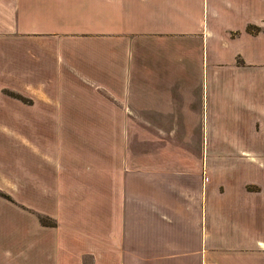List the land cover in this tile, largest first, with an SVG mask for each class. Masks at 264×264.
<instances>
[{
    "label": "crops",
    "instance_id": "crops-1",
    "mask_svg": "<svg viewBox=\"0 0 264 264\" xmlns=\"http://www.w3.org/2000/svg\"><path fill=\"white\" fill-rule=\"evenodd\" d=\"M261 153L264 0H0V264H264Z\"/></svg>",
    "mask_w": 264,
    "mask_h": 264
},
{
    "label": "rangeland",
    "instance_id": "rangeland-1",
    "mask_svg": "<svg viewBox=\"0 0 264 264\" xmlns=\"http://www.w3.org/2000/svg\"><path fill=\"white\" fill-rule=\"evenodd\" d=\"M250 33H254V31L252 32L251 30H250ZM261 154H264V153H261ZM246 157H249V156H246ZM6 196L7 195H4V197L6 198ZM6 199H8V198H6ZM16 214H14L13 216L12 215H6V220H4V224L6 225V226H13V220H15L16 219V217H17V215L15 216ZM9 216V217H8ZM43 221V222H45L46 224H48V225H52L53 223H52V221H49V220H47L46 218H43L42 216L41 217H39V221ZM27 224V223H26ZM13 228V227H12ZM12 228H10V229H6V231H2V233H0V239H1V241L2 240H5V245L7 246V244H9L11 241H13V229ZM17 234V236H18V238H20V232H17L16 233ZM12 254H14L13 253V250H12ZM27 258L28 257H26V259H23L22 258V261L23 260H25L24 261V263H21V264H27L28 263V261H27ZM8 261V262H7ZM6 264H17V262H14V259L12 260H6ZM80 264H92V256H91V254H85L84 256H83V259H82V262L80 263Z\"/></svg>",
    "mask_w": 264,
    "mask_h": 264
},
{
    "label": "trees",
    "instance_id": "trees-1",
    "mask_svg": "<svg viewBox=\"0 0 264 264\" xmlns=\"http://www.w3.org/2000/svg\"><path fill=\"white\" fill-rule=\"evenodd\" d=\"M2 196V195H1ZM4 197V196H3ZM6 198H8L7 196H6ZM41 223L43 224V225H47L45 222H43L42 220H41Z\"/></svg>",
    "mask_w": 264,
    "mask_h": 264
}]
</instances>
